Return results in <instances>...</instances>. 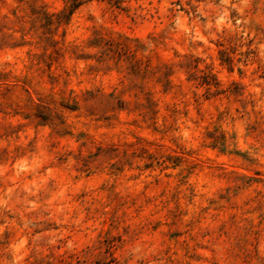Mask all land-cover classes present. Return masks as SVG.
<instances>
[{"label": "clouds", "instance_id": "1", "mask_svg": "<svg viewBox=\"0 0 264 264\" xmlns=\"http://www.w3.org/2000/svg\"><path fill=\"white\" fill-rule=\"evenodd\" d=\"M0 264H264V0H0Z\"/></svg>", "mask_w": 264, "mask_h": 264}]
</instances>
